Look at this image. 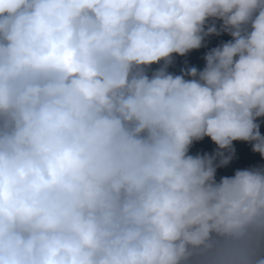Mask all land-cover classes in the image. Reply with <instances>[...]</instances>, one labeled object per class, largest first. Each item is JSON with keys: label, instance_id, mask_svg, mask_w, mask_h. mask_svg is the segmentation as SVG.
<instances>
[{"label": "clouds", "instance_id": "1", "mask_svg": "<svg viewBox=\"0 0 264 264\" xmlns=\"http://www.w3.org/2000/svg\"><path fill=\"white\" fill-rule=\"evenodd\" d=\"M260 117L264 0H0V264H264Z\"/></svg>", "mask_w": 264, "mask_h": 264}, {"label": "trees", "instance_id": "2", "mask_svg": "<svg viewBox=\"0 0 264 264\" xmlns=\"http://www.w3.org/2000/svg\"><path fill=\"white\" fill-rule=\"evenodd\" d=\"M219 25L220 21H216L218 29ZM230 39L231 37L223 32H221L220 35H209L205 37L201 48L192 50L183 56L173 54V63L168 66L167 71L174 75H180L182 69L187 70V68L193 66H195L198 70H202L205 64L203 59L205 53L210 49L219 46L223 42L229 41ZM162 63L163 62L161 61L160 64L151 65L152 70L154 71L159 68ZM147 72L149 74V69H147ZM185 79H190V77L185 76ZM256 122L260 125L259 131L261 135H264V117L257 118ZM233 148L235 149V152L228 164L222 167H217L216 169L217 181L223 176L231 177L238 169L242 170L253 167L264 168V159H261L259 153L252 151V144L250 142L233 141ZM218 151L224 150L218 149L217 145H215L210 138L205 137L200 141L193 142L189 149V154L204 155L207 153L209 155H213ZM224 154L228 155L226 151H224ZM220 159L221 158L217 156L214 160V164H219Z\"/></svg>", "mask_w": 264, "mask_h": 264}, {"label": "water", "instance_id": "3", "mask_svg": "<svg viewBox=\"0 0 264 264\" xmlns=\"http://www.w3.org/2000/svg\"><path fill=\"white\" fill-rule=\"evenodd\" d=\"M148 69H149V75H151V72L153 71L151 66Z\"/></svg>", "mask_w": 264, "mask_h": 264}]
</instances>
